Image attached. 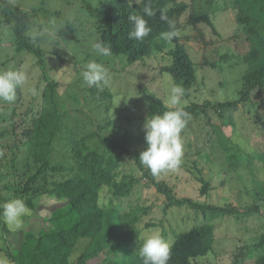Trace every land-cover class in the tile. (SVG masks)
Masks as SVG:
<instances>
[{"label": "rangeland", "instance_id": "rangeland-1", "mask_svg": "<svg viewBox=\"0 0 264 264\" xmlns=\"http://www.w3.org/2000/svg\"><path fill=\"white\" fill-rule=\"evenodd\" d=\"M179 1H183L187 7L175 19V24L188 54L199 63L205 57L209 61H218L215 68L206 63L198 67L196 85L183 97L184 108L192 105L202 108L204 103L237 99L246 67L238 56L246 52L247 42L241 35L240 27L235 24L233 0ZM10 2L23 11L40 9L25 25L24 34L43 52L38 58L27 51H18L11 44L15 40L12 28L14 17L3 12L5 6L0 1V70L19 68L27 74L26 84L17 89L16 99L13 102H0V142L5 146L9 162L10 157H22V166H17V174L23 168V163L31 164L32 161L25 149L20 151V147L15 146L22 145L20 134L28 125L27 118L34 113L33 108L35 112L41 109L42 98L51 92V87L52 96L62 114L61 128L55 136L51 155L53 164L64 165V172L57 174L59 178L76 173L77 167L68 153L73 142L83 136L88 138L92 132L95 134L85 140L90 150L108 153L107 141L114 142L115 139L139 156L146 147L143 125L149 117L148 104L152 98L164 104L168 85L173 82L165 71V67L171 63L168 51L173 45L159 38L158 49H154L149 57L131 65L123 55L97 57L90 47L93 42L90 34L93 31L91 18L83 10V5L92 3L97 6L102 0ZM192 12L206 13L213 21L216 33L204 22L190 25L188 17ZM50 21H54L59 29L55 36L45 34L33 40L28 35L32 30L50 27ZM66 21L69 22L70 29L67 28ZM90 60L103 63L109 69L111 79L107 88L100 90L84 84L80 73ZM32 89L35 94H32ZM43 99L49 107L47 96ZM250 100L239 102L223 117L216 115L213 109L207 111L206 115L199 114L196 117L194 115L198 113L194 112L181 133L184 142L181 166L175 171L155 176L156 181L167 179L172 192L178 197H190L211 207H234L240 209V212L241 208L251 205L258 208L257 204L264 200V92L251 95ZM11 108L16 114L12 118ZM223 121L227 123L222 124ZM214 126H219L227 138L231 152L238 151L240 155V162L232 170L224 166L225 160L220 150L210 145L215 139V132L211 130V141H205L207 131ZM11 129L18 133V140ZM188 143L191 147L186 157ZM69 165H72V169L65 171ZM8 170L12 173V167ZM47 175L49 183L58 179L53 178L50 172ZM141 175L142 171L138 168L135 176L140 182L139 186L136 185L138 190L135 191V200L142 202L149 210L138 226L137 236L140 241L144 234L152 231H158L162 235V228L167 232L187 230L201 221V211L190 207L173 206L165 210L163 195L156 191L152 183L141 178ZM195 176L209 179L210 189L205 197H200L198 193L199 183ZM4 179L0 181V198L3 199L12 195L5 186L9 182H19L15 174L8 178L5 176ZM61 203L62 201L48 193L37 195L33 199L34 209L21 218L23 227L20 230H11L0 219V255L7 256V252L17 251L28 232L38 235L47 230V219ZM239 217L223 216L214 220L217 226L213 231L215 238L212 248L206 255L194 258L192 264H254L260 251L259 248L251 247L258 241L257 236L262 231L264 210L258 208V211ZM148 219H152L155 227L144 228ZM256 229L259 233L252 234ZM164 239L172 242L171 238ZM78 250L81 251L80 248L76 249L73 257ZM103 257L101 253L87 264H101Z\"/></svg>", "mask_w": 264, "mask_h": 264}, {"label": "trees", "instance_id": "trees-1", "mask_svg": "<svg viewBox=\"0 0 264 264\" xmlns=\"http://www.w3.org/2000/svg\"><path fill=\"white\" fill-rule=\"evenodd\" d=\"M0 1L5 6L3 12L14 17L12 28L15 40L11 44L16 46L18 51H27L38 58L42 56L40 48L24 34L25 25L40 9L23 11L14 7L10 0ZM232 3L235 24L240 27L241 35L247 42L246 52L238 56L246 65L241 77L238 98L212 104L204 103L201 109L195 105L187 106L184 109L190 116L194 112L198 113L194 115L195 117L199 114L206 115L207 111L213 109L216 115L223 117L239 102L250 100L251 95L264 92V0H233ZM145 6H151L155 11L154 16L144 17L151 31L143 41L129 40L128 32L131 28L129 17L133 14H143ZM83 7L91 18L93 31L90 34L93 36V42L101 40L110 45L111 56L123 55L126 62L131 65L149 57L154 49H158L157 40L161 38L160 34L169 30L168 22L160 19L161 9H167L169 21L175 23V19L187 5L179 0H102L97 6L85 3ZM200 22H204L216 33L215 25L206 13L192 12L189 15L190 25L194 26ZM69 25L66 21V26L70 29ZM175 26L177 29L176 24ZM170 43L173 45L168 51L171 63L165 67V71L174 83L183 86L187 94L196 85L198 67L206 63L215 68L218 61H209L206 57L202 63L194 61L180 35ZM49 90L51 92L43 98L47 96L50 106L48 107L42 98L41 109L35 112L33 108L34 113L27 118L28 125L20 134L23 139L22 145L15 146L20 147V151L22 148L25 149L26 153L30 154L31 164L23 163V168L17 174V166H22V157L19 159V156L10 157L9 162L5 146L0 142V181L11 174L19 178L18 183L9 182V185L5 186L13 196L0 198V205L9 199L20 198L30 210H33V199L43 193L54 196L62 203L47 219L49 224L47 230L38 235L28 232L17 251L7 252L10 264H87L101 253L104 256L101 264H143L138 252L141 241L137 231L139 223L144 221L149 209L143 206L142 202L135 200L136 185L139 186L140 182L135 176L138 168L142 171L141 178L152 183L156 191L163 195L165 210L173 206H186L201 211V221L187 230L167 232L162 228V235L172 240L169 243L171 255L168 264H192L194 258L206 255L212 248L215 238L213 231L217 225L214 220L217 218L223 216L238 218L258 211V208L264 210V200L257 204L258 208L251 205L241 208L240 212V209L234 207H211L190 197H178L172 192L167 179L156 181L155 176L140 164L138 154L125 148L119 141L115 139L114 142L107 141L108 153L97 149L90 150L85 140L93 136L94 132L90 133L88 138L83 136L72 143L68 154L77 171L70 177L59 178L57 174L64 172V165L53 164L51 155L55 136L61 128L62 114L52 96L53 88ZM148 108L149 117L166 110L165 105L155 98L151 99ZM12 110L11 108V118L16 115ZM226 123L227 121L222 122ZM11 130L17 139L18 133ZM211 130L215 132L211 147L218 148L223 154L226 168L234 169L241 160L238 151L231 152L227 138L219 126L206 130L205 141H211ZM187 145L186 157L191 147L190 143ZM145 149L146 147L141 152ZM126 164L128 165L122 168ZM9 167H12V173H9ZM71 169L72 165H69L65 171ZM6 170L8 171L4 173ZM48 172L53 178L58 179L47 182ZM195 180L199 183L197 189L200 197H205L210 189L209 179L195 176ZM160 224L162 225V221ZM150 227H155L152 219H148L144 226ZM8 228L5 230L8 231ZM258 231L256 229L252 234ZM257 238L258 241L251 247L259 248L260 251L254 264H264V224ZM78 248L81 251H76L73 257V252Z\"/></svg>", "mask_w": 264, "mask_h": 264}, {"label": "clouds", "instance_id": "clouds-1", "mask_svg": "<svg viewBox=\"0 0 264 264\" xmlns=\"http://www.w3.org/2000/svg\"><path fill=\"white\" fill-rule=\"evenodd\" d=\"M155 11L151 6L143 8V14H133L129 17L131 25L128 32L129 40L143 41L151 31L147 20L152 17ZM160 19L168 22L169 30L162 32L161 38L165 41H172L180 33L175 23L169 21L167 9H161ZM50 27L42 30H32L28 35L33 39L47 34L53 37L58 33L55 22H49ZM91 51L97 57H109L112 55L110 45L101 40H96L90 45ZM84 84L100 90L110 85L109 69L103 63L90 60L80 73ZM27 81V74L19 68L0 70V102H13L16 99L18 88H22ZM32 94L35 90L32 89ZM185 89L174 82L169 83L167 96L163 103L166 110L160 114L147 117L143 128L145 130L146 149L139 155L140 164L148 169L153 176L163 172L177 170L183 162L184 142L181 136L185 129L190 114L184 109L183 97ZM30 209L23 199L12 198L0 205V219L13 231L23 227L22 217L28 215ZM139 256L143 264H168L171 255L170 244L158 231H152L141 237ZM0 264H10L7 256L0 255Z\"/></svg>", "mask_w": 264, "mask_h": 264}]
</instances>
